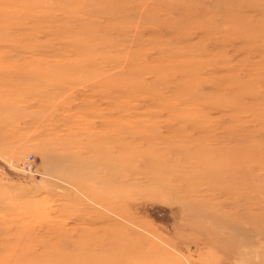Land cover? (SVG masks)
<instances>
[{"label": "rangeland", "instance_id": "374dc122", "mask_svg": "<svg viewBox=\"0 0 264 264\" xmlns=\"http://www.w3.org/2000/svg\"><path fill=\"white\" fill-rule=\"evenodd\" d=\"M120 247L264 264V0H0V264Z\"/></svg>", "mask_w": 264, "mask_h": 264}, {"label": "bare ground", "instance_id": "6f19581e", "mask_svg": "<svg viewBox=\"0 0 264 264\" xmlns=\"http://www.w3.org/2000/svg\"><path fill=\"white\" fill-rule=\"evenodd\" d=\"M79 246H81V248L84 250L85 249L84 246H87V245L81 244ZM132 251L133 250L130 251V250L124 249V248L121 249V247H120L118 249H114L112 252H109V254H106L107 256L96 257L95 259H92L91 257H87L86 255H84L85 252L80 253V251H79L77 253H75V252H73V253L79 254L80 256H78V257H82V258H83V256H86L87 257L86 258L87 264H91V262H96V264H134L131 261H127V260H122L119 263H117L116 260L114 259L115 256L127 255L129 253H132ZM73 253L68 257V260H66V264H73L74 263V259H76V256H74ZM63 259L64 258L60 257V259H58V263L63 262Z\"/></svg>", "mask_w": 264, "mask_h": 264}, {"label": "built area", "instance_id": "2783aa9c", "mask_svg": "<svg viewBox=\"0 0 264 264\" xmlns=\"http://www.w3.org/2000/svg\"><path fill=\"white\" fill-rule=\"evenodd\" d=\"M24 168L26 169H32L34 167V163L33 160L31 158H28L25 162H24Z\"/></svg>", "mask_w": 264, "mask_h": 264}]
</instances>
